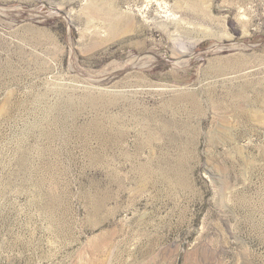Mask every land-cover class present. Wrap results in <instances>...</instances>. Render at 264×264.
I'll list each match as a JSON object with an SVG mask.
<instances>
[{
	"label": "rangeland",
	"instance_id": "obj_1",
	"mask_svg": "<svg viewBox=\"0 0 264 264\" xmlns=\"http://www.w3.org/2000/svg\"><path fill=\"white\" fill-rule=\"evenodd\" d=\"M0 264H264V0H0Z\"/></svg>",
	"mask_w": 264,
	"mask_h": 264
}]
</instances>
